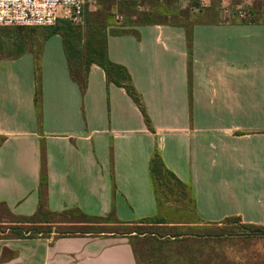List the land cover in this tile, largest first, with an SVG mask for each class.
I'll use <instances>...</instances> for the list:
<instances>
[{"label":"crops","instance_id":"crops-1","mask_svg":"<svg viewBox=\"0 0 264 264\" xmlns=\"http://www.w3.org/2000/svg\"><path fill=\"white\" fill-rule=\"evenodd\" d=\"M120 2L86 6L104 7L108 56L129 72L153 131L100 66L70 69L59 33L0 30V220L39 204L121 224L164 216L195 232L201 264V226L231 217L264 225V0H136L137 12L158 15L149 24ZM155 152L193 208H159ZM108 232L0 235V264H145L133 240ZM232 245L229 264L258 263L248 241Z\"/></svg>","mask_w":264,"mask_h":264},{"label":"trees","instance_id":"trees-1","mask_svg":"<svg viewBox=\"0 0 264 264\" xmlns=\"http://www.w3.org/2000/svg\"><path fill=\"white\" fill-rule=\"evenodd\" d=\"M152 1H149V3ZM171 0H168L167 4L169 5ZM196 2H192L194 5ZM136 0H121L119 3L120 12L124 11L129 15H136V19L141 23H152L155 20H158V15L150 12H137L136 10ZM197 5V4H196ZM85 8V7H84ZM84 13V10H83ZM180 15H186V11L180 12ZM97 22L96 25H91L89 22L85 25V30L82 31L79 29L78 24L72 23L67 19H58L54 25L48 27V33H59L62 38L63 50L67 61L69 62V67L71 70H75L77 67L82 68L84 73H86L92 63L100 66L106 77L107 82H112L117 86L124 88L127 95L138 107L139 111L142 114L143 120L150 131H153L151 120L146 110L144 101L137 91L135 86L132 83L131 77L127 69L118 63L113 62L107 53V32L106 25L103 23ZM5 27L10 26H0V30ZM18 27V26H17ZM22 27V26H19ZM2 40H0L1 42ZM3 138H0V140ZM149 173L151 181L154 187L155 198L160 209H191L193 208V202L188 195L186 186L170 171L168 170L161 159V156L158 152L153 153L149 162ZM66 214L79 215L82 220H77L78 217H75L74 220H61L58 223H74L75 221H85L87 218L99 219L103 217L98 216H87L83 214L80 210L76 208L64 209L60 212H54L46 207L43 204H39L37 212L30 216H14L19 224H40L45 225L44 223H52L51 218ZM109 219V218H108ZM166 218L164 216H154L151 218H143L137 222L127 223V224H146L150 226H156L158 228L169 229L171 226L165 225ZM57 222V221H56ZM113 222L117 220L113 219ZM231 225L228 228L223 226L217 230V233L213 235H220L224 237H239V238H248V237H263L264 236V225H255L249 223L241 222L239 217H231L225 219V223ZM205 226V225H204ZM203 227V226H201ZM225 227V228H224ZM11 229L14 231L16 237L36 235L41 233L42 235L51 234V231L42 232V230L34 228H25L24 225L12 226ZM171 229H175L171 227ZM180 230L174 231H163L156 234L152 231L148 234L147 231L135 232L129 230L126 232H121V235H143L146 239H149L148 242H155V247H151V252L155 254L151 258V263L158 261L161 264L166 263H177L183 262V258H180L179 253L174 250V247L171 246L173 241H178L181 237H195V232H192L188 227L179 228ZM103 230L99 231H58L56 236H67V235H84L93 233H100ZM205 232L201 231V236H205ZM176 239V240H175ZM149 243V244H150ZM148 244V245H149ZM168 254L176 255L174 258L167 257ZM158 257H157V256Z\"/></svg>","mask_w":264,"mask_h":264},{"label":"rangeland","instance_id":"rangeland-1","mask_svg":"<svg viewBox=\"0 0 264 264\" xmlns=\"http://www.w3.org/2000/svg\"><path fill=\"white\" fill-rule=\"evenodd\" d=\"M171 4V3H170ZM104 8V7H102ZM101 8V9H102ZM101 9H89L88 6L85 5L84 13L81 18L80 24H78L79 29L84 31L85 25L87 22H89L91 25H96L97 22L103 23V12ZM61 12V11H60ZM110 13V12H109ZM114 15V12L111 13V15ZM100 16V17H99ZM107 19L109 22H113L114 19L111 16H108ZM160 19H163L160 18ZM99 23V24H100ZM14 27V26H10ZM17 27V26H16ZM25 27V26H22ZM26 28H36L41 31H48L47 26H36V27H26ZM75 217H78L77 220H82L81 216L79 215H73V214H66L61 216H56L51 218L52 223H44L45 225L40 224H19L14 216H4L2 220H0V235H13L14 232H5L6 229H9L12 226L16 225H24L25 228H34L38 230H42V232L46 233L45 231H51L52 234H56L58 231H113L108 232L112 233L114 236H125L129 237L131 240L134 241L137 257L139 261L143 263L150 264L151 257H147V253L150 254L151 248H149L148 240L143 235H121V232H126L129 230H133L135 232H143L147 231L148 234H150L152 231H154L156 234H159V232L163 233V231L169 232V231H176L180 229H169L165 228L163 230L162 228H158L156 226H150L146 224H121L118 222H113V219L111 217L107 218H99L98 220L87 218L85 221H75L74 223H58V221L61 220H74ZM57 221V222H56ZM225 226L228 228L231 225L223 224L221 226L210 224L207 226L201 227V231L205 232V236H201V264H229L226 260L227 250L234 247L232 245L233 241H236L237 239L246 242L248 241L247 250H250L252 253L254 252L255 256L257 257L256 264H264V236L263 237H248V238H239V237H224L220 235H213L214 233H217V230L221 227ZM224 227V228H225ZM28 233H26L27 235ZM107 235V234H106ZM176 240V239H175ZM197 238L195 237H181L178 241H173L171 246L174 247V250H176L179 253L180 258H183V262H177L174 264H199L198 259V247L196 244ZM155 246V244H150ZM191 255L188 257V255ZM158 257V256H157ZM156 264H161L158 261H155ZM165 264V263H164Z\"/></svg>","mask_w":264,"mask_h":264},{"label":"built area","instance_id":"built-area-1","mask_svg":"<svg viewBox=\"0 0 264 264\" xmlns=\"http://www.w3.org/2000/svg\"><path fill=\"white\" fill-rule=\"evenodd\" d=\"M95 2L96 0H0V26L49 27L58 19L80 23L85 5ZM199 3L200 6L204 5V1ZM225 10L231 11L227 8ZM233 12L242 20L251 18L245 7L238 6Z\"/></svg>","mask_w":264,"mask_h":264}]
</instances>
